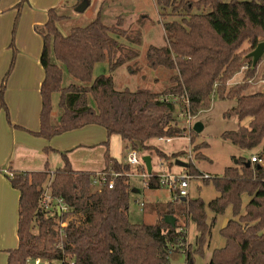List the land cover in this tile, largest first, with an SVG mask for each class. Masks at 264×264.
<instances>
[{
    "label": "trees",
    "instance_id": "obj_1",
    "mask_svg": "<svg viewBox=\"0 0 264 264\" xmlns=\"http://www.w3.org/2000/svg\"><path fill=\"white\" fill-rule=\"evenodd\" d=\"M26 1L20 0L14 7L17 15ZM154 2L163 21L166 45L149 46L146 65L154 71L162 68L173 72L169 85L159 93L148 89L115 90L111 74L127 58L131 59L116 57L117 52L124 51L112 37L126 35L121 18L107 26L98 12L89 24L71 28L64 36L57 27L64 16L57 8H51L44 25L34 29L42 41L39 64L43 81L39 89V129L32 134L49 141L85 126L102 127L107 136L104 143L107 150L104 170L99 173L116 176L112 189L106 184L92 190L91 180L96 173L73 171L65 153L60 154L62 167L53 172L46 165L40 172L6 175L10 186L19 193L18 245L7 251L6 264H25L34 259L47 262L67 259L74 264H168V255L186 244L187 224L195 227L197 235L194 249L189 248L184 254L186 264H195L194 257H202L210 242L216 217L227 209L230 218L218 232L224 245L212 250L209 261L203 264H264V163H258L264 161V91L246 94L261 63L259 60L252 66L247 55L264 41V0ZM89 3L90 0H76L73 7L80 4L87 7ZM99 63L107 64L109 74L93 78L94 66ZM12 67L13 59L0 82V111L5 113L6 82ZM239 72L243 74L241 82L229 86L228 82ZM65 76L70 81L66 85ZM261 79L264 81V69ZM52 93L59 95L58 123L51 118ZM213 99L235 102V107L223 113V118H235L238 123L249 120L245 126L223 132L220 138L241 150L261 146L260 152L251 156L256 162H250L251 157L234 158L235 165L225 168L221 176L203 180L217 193L207 203L201 198L174 201L154 223L131 224L127 218L131 187L125 176L130 166L109 155L108 139L118 136L123 150L154 151L165 161L174 160L185 153L168 156L146 143L186 134L187 130L177 125L175 112L187 109L188 115L194 117L209 109ZM188 136L191 145L196 133L190 130ZM202 146L193 147L196 160L204 159L197 152ZM139 169L146 173L144 166ZM184 171L200 175L192 162L187 163ZM145 187L162 188L158 177L152 175ZM47 188L52 198L61 199L66 212L45 211L41 207ZM174 203L178 204L175 208ZM167 215L175 219L173 227L164 222ZM180 218L184 225L179 224ZM61 222L67 225L59 241ZM59 242L61 247L57 248Z\"/></svg>",
    "mask_w": 264,
    "mask_h": 264
},
{
    "label": "rangeland",
    "instance_id": "obj_2",
    "mask_svg": "<svg viewBox=\"0 0 264 264\" xmlns=\"http://www.w3.org/2000/svg\"><path fill=\"white\" fill-rule=\"evenodd\" d=\"M4 1V0H3ZM8 3L2 5L6 9L0 14V61L3 62L2 77L8 70L10 62L13 59V67L7 78L5 94L21 93L27 100H31V95H35V100H38V90L40 89L43 81L42 69L39 65V55L41 51V37L34 29L43 26L46 17L40 11L32 10L29 8V0L22 4L19 14L14 8L20 0H8ZM62 1V0H61ZM198 1V0H193ZM76 0H63V5L57 8L60 15L64 19L57 24L58 29L62 35H67L71 28L84 27L96 16L98 12L103 17L105 25L110 26L114 24L117 18H121L122 29L125 31V37L112 36L124 48L121 53H116L126 59L125 64L115 70L111 76L115 84V90L121 91L129 89L134 91L136 89H148L151 92L159 93L169 85V78L172 71H167L158 68L156 71L149 69L146 65V50L149 46L162 47L166 45V34L163 29V21L158 16L157 7L154 0H90L89 5L82 11H76L73 7ZM31 6V5H30ZM33 11V12H31ZM47 13V12H46ZM203 14L202 12H196ZM174 19V18H169ZM167 19V20H169ZM179 21V18H175ZM11 43L13 47H11ZM15 50V53H14ZM127 56V57H126ZM133 56V57H132ZM261 63L256 68V74L253 79L254 84H249L248 93H256L264 88V83L260 80L262 69L264 66V55L261 57ZM129 67V69H127ZM108 67L106 63H99L94 66L92 76L93 78L99 75H108ZM1 77V78H2ZM64 84L70 82L68 76H65ZM67 79V80H66ZM242 80V72L235 74L228 82L229 86L239 84ZM19 88L21 91H16ZM37 91V92H36ZM5 98V96H4ZM40 99V97H39ZM51 100V118L54 123H58L59 110H58V93H52ZM235 107L234 101H220L213 99L209 109L200 111L196 116L188 120L186 117H179L178 112H175L176 123L180 128L187 130L186 134L178 138H171L169 142L166 139H151L146 144L156 148L165 154H174L184 152L185 155L178 157L171 161H165L159 158L154 151L138 150L136 157L139 163H142L143 157H150L151 175L152 176H179L183 173V169L177 167L175 160L183 163L192 162L196 168L202 172L200 174H207L211 177L220 175L225 167L232 165L231 157L237 155L239 152L250 157L254 155L257 149L251 151L241 150L233 146L227 141L220 138V135L225 131H234L237 129L238 121L235 118H223V113ZM2 123L11 125V118L9 108L7 113L0 111ZM7 115V116H6ZM199 123L202 125L203 130L196 134L194 140L195 145H203L200 150L207 159L196 160L192 144L189 143L188 132L194 124ZM92 129H83L84 138L82 140L92 142L94 145H88L85 151L89 150L87 156H77L79 163H84L86 160H95L98 153L97 149L100 141L106 139V133L100 126L92 125ZM19 128V127H18ZM16 128V130L18 129ZM86 128V127H85ZM82 129V128H81ZM78 130V131H77ZM69 131L61 135L53 137L58 138L63 144H67L66 140L63 141V135L74 131L79 132L80 129ZM21 131V130H20ZM25 132V131H24ZM26 133V132H25ZM28 135L36 137L32 132H27ZM2 135L0 139H2ZM110 153L115 154L116 158L122 161L121 164H127L122 153V143L118 136L111 137ZM15 141L10 135H5L4 141H0V170L5 167H20L24 157L22 152L16 149ZM71 147L70 149H72ZM40 152L45 155L46 159L42 161V166L47 162L49 167H59L62 165L60 154L62 151L51 152L48 148H41ZM58 152V154L56 153ZM169 156V155H168ZM41 165H33V167H40ZM140 167L130 166V170L125 174L127 176L128 185L134 188L138 193H131L129 196V205L127 218L131 224H152L155 222L156 214H163L167 211L168 204L173 201L170 192L165 188L157 190H149L145 187L148 180L142 178V169ZM146 172V170H145ZM109 179L114 178V174L106 172ZM96 187L92 186V190ZM199 189V190H198ZM189 198L194 199L201 197L204 202H209L217 196V193L211 184L203 185L201 181L192 180L189 188ZM7 199L0 195V222H3L7 215L6 210L9 209ZM246 202V199H244ZM174 208L178 205L174 203ZM17 205L12 204L11 216L16 213ZM210 217V212H208ZM230 218V211L217 216L215 223L211 229V237L209 244L203 250V256L198 255L194 257L195 264H203L208 261L212 250L223 247L224 240L219 235L224 219ZM179 224L184 225V220L179 219ZM187 229V228H186ZM197 235L195 227L191 225L186 235V250L194 249V240ZM0 264H5V254L0 251ZM168 264H186V256L180 251H175L168 255Z\"/></svg>",
    "mask_w": 264,
    "mask_h": 264
},
{
    "label": "crops",
    "instance_id": "obj_3",
    "mask_svg": "<svg viewBox=\"0 0 264 264\" xmlns=\"http://www.w3.org/2000/svg\"><path fill=\"white\" fill-rule=\"evenodd\" d=\"M8 2H9L8 0H4V1L1 0L0 1V14H2V12L6 9V7H4L2 5V3L5 4ZM62 3H63V0L62 1L61 0H29L28 6L32 10L40 11L43 14V16L46 17L45 19L47 20L46 12L51 8H59L60 6L63 5ZM31 12H33V11H31ZM41 49H42V41H41ZM40 53H41V51H40ZM39 57H40V55H39ZM2 68H3V62L0 61V82L3 78L2 77V74H3ZM263 68H264V66H263ZM262 71H263V69H262ZM42 74H43V70H42ZM242 76H243V74H242ZM260 80L262 81V79H260ZM262 82L264 83V81H262ZM251 84H254L253 80L251 81L250 85ZM250 85H249V87H250ZM15 90L21 91V89H19V88H16ZM247 91H248V89H247ZM247 91H246V94H249ZM262 91H264V88L259 90V92H262ZM38 94H39V90H38ZM250 94H253V93H250ZM39 97H40V94L38 95V100L36 101L35 95H31V100L29 101L21 93H16V94L12 95V94H8V92H7L5 94V103H6L7 108H9L11 125L13 127H9L5 123L3 125L2 120H1L2 117L0 115V136L1 135L3 136L2 139H0L1 144L4 141L5 135H10L11 137H13V140L16 143L15 144L16 149H18L22 152V157H24L23 160H26V162H23L20 167H17V166L10 167L9 166L8 168L5 167V168H2L0 170V195H2L4 198H6L8 201L7 204H9V209H7L5 212L7 217H5L3 222H0V251L5 254V264H6V260H7V256H8L7 251L15 249L18 245L17 227H18V220H19V216H18L19 193L10 186V183H9L6 175H9L10 172L11 173L12 172H40V171L44 170L46 165L48 167V170L51 172H53L57 168L62 167V165H63L62 160H61L62 165L59 167H49L47 162L44 164V166L41 165L42 161L44 159H46L43 152L42 153L40 152V149L41 148L43 149L44 147L51 150V152L62 151L63 153H65L71 169L75 172H89V173H96L97 174V173L104 170V154L107 150L104 143L107 142V137H106V139H104V140L102 139L100 141L99 146H101V147L99 149H97L98 153H97L94 161L93 160H86V162H84V163H79L77 161V156H79V155L87 156L89 150L85 151V148L89 144L94 145L93 141L89 142L90 140H88V141L82 140L84 138V134H82L84 131L83 129L88 130L90 128L92 129L93 127L85 126L86 128L83 127L82 129L79 130L78 133H77V131H78L77 130V131L63 135V141L66 140L67 144H63L62 141H60L58 138H56V139L52 138L51 140L47 141V140H41V139L34 138V137L27 134V132H32V133L37 132L39 129V113H40V108H41V99H39ZM0 114H2V113H0ZM248 122H249V120L246 119V120L242 121L241 123H238V126L239 125L245 126L248 124ZM90 126H92V125H90ZM238 126H237V128H238ZM16 128H18V129L16 130ZM111 137L108 139L109 155L111 157H113L114 159H116V161L118 163H122L121 160L116 158L115 154L110 153ZM167 140H166V142L170 141V139H167ZM121 143H122V153L125 152L123 158H125L126 154L129 152V150H123V147H124L123 142L121 141ZM193 146H196L195 143L192 144V147ZM71 147H73V148L70 149ZM255 149H257L256 153L254 155H250V157L255 156L257 153H259L261 150V146L255 148ZM197 152L204 157V160L207 159V161L211 162L206 156H204L201 153L200 148L197 150ZM56 153L58 154V152H56ZM166 155H170V154H166ZM194 155H195V153H194ZM239 157H245V155H243L242 153L239 152L237 155L232 156L231 157L232 165L228 166V167L234 166L235 165L234 158H239ZM246 158H248V157H246ZM34 164L38 165V166L41 165V166L40 167H38V166L33 167ZM194 167L196 168L195 165H194ZM228 167H225V168H228ZM196 170L199 173H202L197 168H196ZM183 172H185L184 169H183ZM222 174H223V172L221 173V175ZM216 176H218V175H214L213 177H216ZM196 181H200V180H196ZM201 183L203 185H205L202 181H201ZM132 191H134V192H132ZM131 193H138V191L135 190L134 188H131ZM170 194L173 197L172 193H170ZM187 198H189V191H188V197ZM197 198H201V197H197ZM171 200H173V199H171ZM13 203H14V205L16 203L17 209H16V213L11 216L10 213H11V207H12ZM170 203H173V201H171ZM205 203H207V202H205ZM156 217H158L157 214H156ZM228 219L229 218L224 219L221 228L226 224ZM156 220H157V218H156ZM190 226H191V224H187L186 235H187V231L189 230ZM207 259L209 261L210 257ZM208 261H206V262H208ZM206 262H204V263H206Z\"/></svg>",
    "mask_w": 264,
    "mask_h": 264
},
{
    "label": "built area",
    "instance_id": "obj_4",
    "mask_svg": "<svg viewBox=\"0 0 264 264\" xmlns=\"http://www.w3.org/2000/svg\"><path fill=\"white\" fill-rule=\"evenodd\" d=\"M178 116L179 117H186V118H188V120L191 119V117L188 115L187 109L182 110V111H178ZM159 140H163V139H159ZM125 160H126V163L128 166H136V167L143 166V163H139V161L136 157V151L129 150V152L126 154ZM250 162H252V163L256 162L255 158L251 157ZM258 163L263 164V162L260 160H258ZM10 175L11 174H9V176ZM141 177L145 179L147 176L145 173H142ZM157 177L159 180V185L162 188L167 189L170 193H172L173 202L181 200L183 198L186 199L188 197V188H189L190 182L192 180L203 181V180L210 179V176L207 174H200L199 176L196 177V176H192L186 172H183L179 176L160 175ZM106 184H107L108 189H112L113 180L109 179V177L106 173H103V174L97 173L94 177H92L91 186L96 187L97 190H99L102 186H104ZM40 205L45 211H50V210H54V209L58 213L67 211V208L62 203L61 199H56V198L51 197L48 188L43 193ZM66 225H67L66 222H61L59 224V227H58L59 228L58 229V240L59 241H61L63 239L64 228L66 227ZM56 247L60 248L61 243L59 242L56 245ZM179 251L184 254L186 252V245L181 247ZM25 264H74V263H73V261H70L67 259H62V260L52 261V262H47V261H43L40 259H34V260H27Z\"/></svg>",
    "mask_w": 264,
    "mask_h": 264
},
{
    "label": "water",
    "instance_id": "obj_5",
    "mask_svg": "<svg viewBox=\"0 0 264 264\" xmlns=\"http://www.w3.org/2000/svg\"><path fill=\"white\" fill-rule=\"evenodd\" d=\"M84 8H86V5L80 4V5L76 6V11H82V10H84ZM263 55H264V41L258 43L257 46L247 55V58L251 59L252 66H255L256 63L261 59V57ZM202 129H203V127L199 123L194 124L192 127V131L196 134H199L202 131ZM150 162H151L150 157L146 156V157L142 158V163H143V166H144L148 176L151 175V164H150ZM263 163H264V161H263ZM174 164L177 167H180L182 169H185L187 167L186 163H183V162L178 161V160H175ZM249 165H250V163L247 162L246 166H249ZM132 192H134V191H132ZM184 200H185L184 198L181 199V201H184ZM164 222L167 225H170L173 227L175 224V219L172 216L167 215L164 217Z\"/></svg>",
    "mask_w": 264,
    "mask_h": 264
}]
</instances>
